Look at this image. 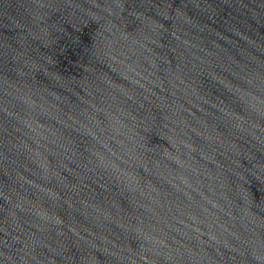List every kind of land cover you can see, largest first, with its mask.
<instances>
[{"label":"water","instance_id":"obj_1","mask_svg":"<svg viewBox=\"0 0 264 264\" xmlns=\"http://www.w3.org/2000/svg\"><path fill=\"white\" fill-rule=\"evenodd\" d=\"M0 264H264V0H0Z\"/></svg>","mask_w":264,"mask_h":264}]
</instances>
